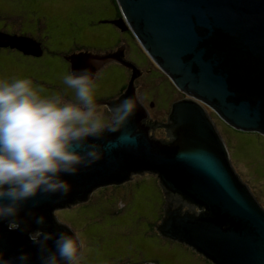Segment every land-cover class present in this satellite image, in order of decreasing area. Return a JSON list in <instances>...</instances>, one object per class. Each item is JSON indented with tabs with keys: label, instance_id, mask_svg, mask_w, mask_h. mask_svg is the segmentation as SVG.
I'll list each match as a JSON object with an SVG mask.
<instances>
[{
	"label": "water",
	"instance_id": "water-1",
	"mask_svg": "<svg viewBox=\"0 0 264 264\" xmlns=\"http://www.w3.org/2000/svg\"><path fill=\"white\" fill-rule=\"evenodd\" d=\"M115 2L121 18L109 23L130 31L184 97L171 104L166 121L158 125L167 139L154 137L140 103L122 129L97 141L103 146L101 159L63 176L71 186L66 196L38 195L24 211L43 215L46 231L67 232L51 215L54 204L68 197L63 207L75 206L97 185L149 175L163 197L155 226L161 238L189 247L209 264H264V209L236 173L207 111L234 131L264 137V0ZM6 38L10 48L37 47L40 54L32 55H41V44L32 38ZM120 58L125 61L122 49L65 59L70 68L87 67L96 74L111 62L132 70L126 90L107 105L136 94L134 79L140 72ZM21 248L36 264L26 236L0 224V251L11 256Z\"/></svg>",
	"mask_w": 264,
	"mask_h": 264
},
{
	"label": "clouds",
	"instance_id": "clouds-1",
	"mask_svg": "<svg viewBox=\"0 0 264 264\" xmlns=\"http://www.w3.org/2000/svg\"><path fill=\"white\" fill-rule=\"evenodd\" d=\"M60 81L62 88L45 91L26 76L0 78V224L26 236L36 264H81L86 241L71 229L44 230L45 217L25 205L38 195L66 196L71 186L63 176L101 159L97 141L122 129L143 99L99 104L96 73L87 67L70 68ZM30 224L36 227L28 230ZM0 264H33V256L22 248L11 256L0 251Z\"/></svg>",
	"mask_w": 264,
	"mask_h": 264
},
{
	"label": "rangeland",
	"instance_id": "rangeland-1",
	"mask_svg": "<svg viewBox=\"0 0 264 264\" xmlns=\"http://www.w3.org/2000/svg\"><path fill=\"white\" fill-rule=\"evenodd\" d=\"M52 2L56 3V0H52ZM53 7L56 11H60L61 8H68L67 6L61 7L59 5ZM37 17H41L40 23ZM50 18L49 15L40 14L36 16L32 12L23 13L19 11L17 17L18 27L16 30L18 35H9L3 30L0 32V49L5 50L8 48L18 52L13 58H8L4 54H0V78L12 76L29 77L27 76L28 72L33 74L32 71L36 70L45 72L47 75L39 81V86L45 91L59 90L63 87L60 77L67 71L69 65L62 59L63 52L70 50L72 44L83 45L85 30L81 29L77 35L70 30L68 35L62 38L51 26H44V22ZM53 18H58V15H55ZM103 22H108L110 28L113 29L115 27L120 31L118 27L110 24V21ZM36 23H39V25L37 26ZM114 31L117 33L115 29ZM8 36L39 40L45 49L43 50L40 45L41 55L36 58L38 62L27 67L26 63L29 62V57L34 58L35 56L32 54H40V51L38 50L36 52L37 47L33 49V47H25L24 45L21 48H10L12 45H7L9 44V39L6 38ZM116 38L117 35H115L114 39ZM126 38L127 47L125 57L138 67L136 68L132 64L140 72V75L134 79V81L139 79L137 83L141 87L140 89L146 88L154 92L159 89L161 91L160 97L164 96V92L172 95V90L169 87L159 88L162 82L161 79L153 82L148 79L149 75L147 71L149 69L152 70L149 64H152L155 68L156 66L150 60L149 63L144 64L143 60H147V56L141 50L140 46V49L137 48L136 44L129 37ZM1 42L5 45L2 46ZM122 43L124 44L125 42ZM115 45L116 41L109 45L106 44L105 49L111 50ZM110 50L107 52L117 51ZM84 52L92 53L88 48L82 47L79 52L74 54ZM42 56L43 58L40 59ZM131 72L132 70H130L129 76L132 75ZM142 75L143 77L140 78ZM152 76H154V73H152ZM110 77L115 78L112 88H117L118 83L121 84L122 81L127 80V72L124 66L115 62L104 65L103 70L96 78V84L99 85L102 80L110 79ZM175 96L181 97L182 95L176 94L172 96L174 100H177L179 98H175ZM211 118L216 125L220 137H222L224 143L230 150V155H232L231 164L236 173L242 182L248 186L254 198L264 209V137L258 136L257 134H237L227 125H224L216 116ZM164 133L166 134L165 131ZM159 139L166 140L167 137ZM248 140L256 144L253 150L251 149V151H255L253 152L254 155L252 154L254 157L243 158L244 160L235 158L234 153H232L234 145L237 143V147H240L242 146V142L249 145ZM245 153L247 154L248 152ZM252 159L253 166L245 162L246 160L251 161ZM257 170L263 171V173L259 174ZM253 172L258 175H254ZM138 177L141 178L135 179L139 180L137 186L133 187V184L128 185L132 188L130 192L132 204L128 202V198H125L123 193L118 191L112 192L113 189L107 187L93 191L85 202L78 203L74 208H68L58 215L62 224L67 225L72 231L80 233L86 241V250L83 254L81 264H208L189 247L174 241L161 239L155 233L150 232V223H157L155 225L157 226L162 216L163 202L161 190L151 176L144 175ZM94 210L103 214L105 219L102 221L88 222L86 216L90 211ZM136 218H140L141 220L138 222Z\"/></svg>",
	"mask_w": 264,
	"mask_h": 264
},
{
	"label": "flooded vegetation",
	"instance_id": "flooded-vegetation-1",
	"mask_svg": "<svg viewBox=\"0 0 264 264\" xmlns=\"http://www.w3.org/2000/svg\"><path fill=\"white\" fill-rule=\"evenodd\" d=\"M55 5H59L61 7L67 6L68 8L67 9L61 8L60 11H56L53 7ZM19 11H22L23 13L32 12L36 16L40 14L49 15V17L51 18L44 22V26L45 27L51 26L57 32V34L62 38H64L65 35H68L70 30L73 31L75 35L79 34V31L81 29L85 30V35L83 37L84 44L83 45L72 44L71 49L63 52L62 57L66 58L71 54L77 53L81 50L82 47L88 48L92 53H104L110 50V49L108 50L105 49L106 44L109 45L110 43H114L116 41V45L111 50L118 51L119 49H122L124 53L125 61L127 60L130 63L129 65L132 67L133 71H136V69L134 68V66L136 65L130 60L126 59L125 57L126 47H127L126 37H129L131 41H133L136 44L137 48H139V45L132 36L131 32L128 30L119 31L115 27H113L112 29L109 27L108 22L102 23L103 21H113L121 18L115 0H56V3H53L52 0H0V32H2L3 30L9 35H18L16 33V30L18 27L17 17ZM55 15H58V18L54 19L53 17ZM37 19L38 22L40 23L41 17H37ZM39 23H36L37 26L39 25ZM114 29L117 31V33H115ZM115 35H117L116 39H114ZM36 41L40 42L39 40ZM122 42L125 43L123 44ZM40 44L44 50L45 48L43 44L41 42ZM0 54H4L8 58H13L14 55L18 54V52L16 50H10L7 48L5 50L0 49ZM42 58L43 56L40 59ZM119 60L125 62L122 60V58H120ZM28 61L29 62L26 63L27 67L31 64H35L38 62L36 58H32V57H29ZM143 63L147 64L149 63V60L144 59ZM149 66L152 68V70L149 69L147 71L149 75L148 79L151 80L152 82L161 79L162 82L160 83V86L158 85L159 88L169 87L173 93L172 95H169V93L164 92V96L160 97L161 91L159 89H157V91L154 92L153 90H147L145 88V93L142 94L138 90L139 84L137 82L139 79H136L134 81V85L136 87V94H142L143 96V99L141 100L140 103L143 105V107L145 108L148 114L147 122L152 123V128L154 130L153 132L154 137L156 139H159L165 137L164 131L158 128L159 123L166 121L171 104L184 97L182 94L176 92L170 80L165 76H163V74L158 69H156L152 64H149ZM136 68L138 67L136 66ZM68 70H69V65L67 71ZM125 70L127 72V80L124 81V84L127 85L130 77L129 76L130 69L128 70L127 68H125ZM99 73H97L96 78ZM152 73H154V76H152ZM43 74H45V72L37 71L35 73L33 72V74L28 72L27 76H29L30 79H32L35 84L39 85V81L45 78ZM142 77L143 75L140 78ZM114 81L115 78L110 77V79L102 80L101 83L97 85L96 97H97V102L99 104L106 105V103H110L111 101L116 100L119 97L120 93L117 91V88L116 87L112 88L113 87L112 84L114 83ZM176 94L182 96L181 97L175 96V98H179V99L174 100L172 96ZM136 178L138 179L141 177L135 176L132 178V180L122 185H116V186H107L108 184L97 185L90 190L91 193L89 192L90 193L89 196L93 193V191L111 187L113 189L112 192L118 191L120 193H123L125 195V198H128V202L132 204L130 200V192L132 191V188L129 186L131 184H133V187L138 185L139 180H135ZM153 180L155 183H157L155 178H153ZM109 181L111 180H107L106 182ZM67 201H68V197L62 200L60 204L58 205L54 204L51 208L53 210L51 215H53L61 224L62 222L60 221V218L58 216L60 212L67 210L68 208L75 207V206L63 207V205L67 203ZM136 219L138 222L141 220L140 218H136ZM156 224L157 223L155 224L150 223V225L151 226L153 225V227Z\"/></svg>",
	"mask_w": 264,
	"mask_h": 264
},
{
	"label": "trees",
	"instance_id": "trees-1",
	"mask_svg": "<svg viewBox=\"0 0 264 264\" xmlns=\"http://www.w3.org/2000/svg\"><path fill=\"white\" fill-rule=\"evenodd\" d=\"M116 3V2H115ZM117 6V5H116ZM118 8V7H117ZM145 54V53H144ZM146 55V54H145ZM147 56V55H146ZM34 58H38V57H34ZM147 58H148V56H147ZM62 59L64 60V61H66L67 63H68V61L65 59V57H62ZM147 60H150L149 58L147 59ZM49 63V62H48ZM69 64V63H68ZM125 69V68H124ZM101 71V70H100ZM99 71V72H100ZM33 72L35 73V72H37L36 70H33ZM98 72V73H99ZM45 77L47 76L46 74H43ZM97 75V74H96ZM164 76V75H163ZM120 82V81H119ZM126 88H127V85H125L124 84V81H122L121 82V84H119L118 83V86H117V91L120 93L119 95H121L124 91L123 90H126ZM141 87L139 86V92H141L142 94H144L145 93V88H143V89H140ZM176 90V89H175ZM122 91V92H121ZM176 92L177 93H180V92H178L177 90H176ZM117 93V92H116ZM181 94V93H180ZM237 134H242V135H244L245 133H240V132H237V131H235ZM248 134H252V133H248ZM258 135V134H257ZM259 136V135H258ZM245 138H247V137H245ZM243 141H245V140H243ZM248 143H249V145L247 144V143H244V142H242V146H240V147H237V143L234 145V147L232 148L233 149V151H232V153H234V157L235 158H237V159H240V160H242L243 158L244 159H247V158H253L254 156H252V154H253V152H255V151H251V149L253 150V147H255V145L256 144H254L253 143V141H249L248 140ZM245 147H247V148H245ZM250 147V149H248ZM245 152H248L247 154L245 153ZM252 152V153H251ZM254 155V154H253ZM243 159V160H244ZM246 163H248V164H250V165H252L253 164V159L251 160V161H248V160H246L245 161ZM257 172L259 173V174H262L263 173V171H260V170H257ZM253 174L254 175H258V174H256L255 172H253ZM162 202H163V200H162ZM86 218L88 219V222H95V221H102V220H104L105 219V216L103 215V214H101V213H99L98 211H90L89 212V214L86 216ZM67 226V225H66ZM149 228H150V232L151 233H155V235H158L157 234V232L155 231V227H153V225L151 226V225H149ZM146 236V235H145ZM159 236V235H158ZM160 237V236H159ZM161 238V237H160ZM162 239V238H161ZM154 264H156V263H154Z\"/></svg>",
	"mask_w": 264,
	"mask_h": 264
}]
</instances>
